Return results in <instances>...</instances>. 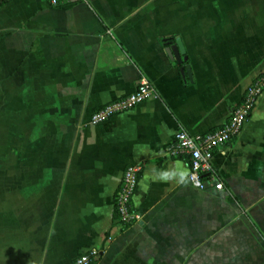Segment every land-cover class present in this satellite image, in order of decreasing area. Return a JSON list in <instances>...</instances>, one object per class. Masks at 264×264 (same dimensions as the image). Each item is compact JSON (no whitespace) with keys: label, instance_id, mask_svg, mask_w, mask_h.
Wrapping results in <instances>:
<instances>
[{"label":"crops","instance_id":"0c3cea01","mask_svg":"<svg viewBox=\"0 0 264 264\" xmlns=\"http://www.w3.org/2000/svg\"><path fill=\"white\" fill-rule=\"evenodd\" d=\"M262 70L264 0H0V264H70L91 247L92 264H264V91L204 187L166 150L178 127L222 122ZM141 76L156 96L91 124ZM134 162L139 218L122 227L112 196Z\"/></svg>","mask_w":264,"mask_h":264},{"label":"built area","instance_id":"2783aa9c","mask_svg":"<svg viewBox=\"0 0 264 264\" xmlns=\"http://www.w3.org/2000/svg\"><path fill=\"white\" fill-rule=\"evenodd\" d=\"M48 1L51 5L60 6L74 0ZM263 91L264 70L258 72L247 83L239 100L231 106L222 122L199 132H190L181 126L176 129L166 150L173 157L187 161L188 179L192 185L202 188L205 179L214 175L213 153L219 147L233 142L239 135ZM156 95L157 92L152 83L141 76L133 90L95 106L90 113V122L91 124L102 122ZM142 168L143 162L127 163L113 191V220L122 227L136 222L139 218L138 212L132 205V196ZM99 252V248L91 247L77 254L70 264H92L99 257Z\"/></svg>","mask_w":264,"mask_h":264},{"label":"water","instance_id":"95a60500","mask_svg":"<svg viewBox=\"0 0 264 264\" xmlns=\"http://www.w3.org/2000/svg\"><path fill=\"white\" fill-rule=\"evenodd\" d=\"M175 45H171L167 48V52L169 54L170 57H175L179 62H182L184 60H186V55H185V49L183 46V43L181 41V38L176 37L175 38ZM181 72L184 76H188L190 78L191 74H190V66L184 65L181 67Z\"/></svg>","mask_w":264,"mask_h":264},{"label":"clouds","instance_id":"9594fccd","mask_svg":"<svg viewBox=\"0 0 264 264\" xmlns=\"http://www.w3.org/2000/svg\"><path fill=\"white\" fill-rule=\"evenodd\" d=\"M158 178L162 182H175L178 184L187 183V177L183 173L173 170H165L161 172Z\"/></svg>","mask_w":264,"mask_h":264},{"label":"trees","instance_id":"16d2710c","mask_svg":"<svg viewBox=\"0 0 264 264\" xmlns=\"http://www.w3.org/2000/svg\"><path fill=\"white\" fill-rule=\"evenodd\" d=\"M2 1H4V0H2Z\"/></svg>","mask_w":264,"mask_h":264}]
</instances>
